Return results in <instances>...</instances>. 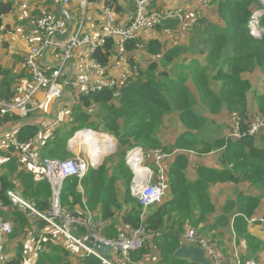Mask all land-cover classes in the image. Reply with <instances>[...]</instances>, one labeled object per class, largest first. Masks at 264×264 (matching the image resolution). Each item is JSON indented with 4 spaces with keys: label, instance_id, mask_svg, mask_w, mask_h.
<instances>
[{
    "label": "trees",
    "instance_id": "1",
    "mask_svg": "<svg viewBox=\"0 0 264 264\" xmlns=\"http://www.w3.org/2000/svg\"><path fill=\"white\" fill-rule=\"evenodd\" d=\"M218 1L219 15L227 23V27L215 31L214 27L206 25V21L202 19L201 25L195 28L196 31L203 30L204 35L207 34L206 43L210 46L211 54L206 68L197 66L198 61H195L192 65L194 68L190 69L197 94L184 85L185 81L172 80L169 73L161 71L163 63L160 64L159 61L150 62L143 72L136 64L130 63L132 69L137 67L136 76L128 78L119 87L105 88L91 94H69L66 98L72 101V105L67 100L63 103L69 105L67 108L70 109L72 121L51 130L44 140L41 153L39 152L44 158L67 160L74 156L68 149L69 141L74 139L76 133L79 135L84 131L108 134L117 140V160L113 167L108 166L106 161L100 167L91 169L81 182L77 178L67 179L61 190V204L65 209L74 216H84L86 211L94 214L98 210L101 220L105 222L100 227L101 236L115 239L122 225L139 227L142 223V208L130 190L132 172L126 163L130 149L142 147L149 151L162 150L168 154L175 150H193L201 154L223 150L224 168L212 170L201 167L196 181L188 179L184 173L185 158L178 157L180 159L171 167L168 175L172 198L158 205L148 214L144 223L151 232L160 233L159 236H153L152 240L153 246L160 250L162 264H192L174 258L175 252L182 245L181 236L185 234L187 226L210 243L219 246L217 239L220 235H217L216 228L230 225V215L234 209H237L233 222L234 231L245 241L247 247L243 259L254 258L255 254L264 250V242L249 231L248 221L258 209L261 198L239 195L237 202L227 203L223 215L215 220V226L209 225V217L216 213V207L210 198L212 186L250 183L264 194V136L260 139L256 135L240 140L227 137L208 143L193 134L206 128L205 117L196 111L200 105L210 114H219L226 109L246 121L251 82L244 74L260 70L264 76V36L262 39H255L248 29L253 11L260 7L259 0ZM48 4L52 7L54 1H49ZM106 4L113 7L119 16L124 11L119 0H106ZM14 5L12 0H0V35L8 30L4 17L13 13ZM261 25L264 27V18ZM212 30L215 32L211 33ZM141 43L140 40L127 41L126 53L137 51V46ZM145 50L159 56L162 46L159 41L153 40ZM184 51L186 50L181 48L172 49L165 53L163 60L170 64ZM116 55V43L109 38L93 57L102 65H109L110 59ZM17 78L12 70L0 66V100L15 99L18 94L15 87ZM215 81L222 83L218 91L214 90ZM257 101L264 114V95L257 96ZM173 112L180 113V121L186 131L169 148L161 141V130L165 118ZM33 116L43 115L38 113ZM33 116L24 120L17 116H6L0 120V127L18 123L22 127L16 132L17 138L33 143L42 134L39 126L27 123ZM4 150L3 173H0V201L4 208L8 209L10 206L8 192L16 190L23 198L34 202L40 212L48 213L53 195L50 183L43 177L39 179L36 174L27 172L20 158L15 156L13 148ZM17 181L20 182L19 186ZM2 215L11 222L13 228L7 239H21L16 257L4 260L3 264H25L28 241H35L41 246L36 264H70L69 252L58 243L59 240L63 244L60 236L43 234L36 222L17 210H12L8 217L4 211ZM34 228L38 229L36 234L32 232ZM75 234L81 237L88 232L79 230ZM150 246L149 244L148 249ZM148 249L132 253L133 261H142L149 254ZM79 261L80 264H105L93 255L80 256Z\"/></svg>",
    "mask_w": 264,
    "mask_h": 264
},
{
    "label": "built area",
    "instance_id": "2",
    "mask_svg": "<svg viewBox=\"0 0 264 264\" xmlns=\"http://www.w3.org/2000/svg\"><path fill=\"white\" fill-rule=\"evenodd\" d=\"M54 5L48 10H42L33 19V30L36 44L29 48L24 58V64L31 76V84L28 88L19 91L12 101L0 100V120L6 116H17L24 120L36 114L49 115L55 104L75 94H91L102 91L105 88L118 87V80L109 74L111 65H102L93 57L98 48L105 45L107 39L112 38L117 46V52L125 51V43L129 40H140L138 49L145 48L144 31L163 25L170 20H178L186 31L199 27L203 19L202 12L196 17L187 19L181 9L153 12L151 10L154 0H130L134 7V13L128 26L119 24V15L113 7L106 4V0H50ZM217 0H205L210 5ZM260 7L255 9L250 17L248 29L255 39H262L264 27L261 21L264 18V0H259ZM101 9L102 26L96 34L86 28L87 24L96 26L97 16L91 15L92 9ZM79 20H75V15ZM94 29V28H93ZM95 30V29H94ZM50 57L53 59L51 60ZM78 59L87 76L72 74L74 60ZM120 62H125V56L118 57ZM128 65V64H127ZM70 69V71H69ZM131 71H137L128 65ZM19 91V92H18ZM240 115H231V130L228 138L240 140L242 138L256 136L264 128V117H256L247 127ZM32 142L20 141L16 132L0 134V145L5 148H13L20 161L36 170L45 178L52 188L51 209L48 213L38 210L36 204L31 202L13 190L8 192L10 206L8 209L17 210L25 214L31 221L46 220L50 228V234L63 239V246L72 256L93 255L105 264H135L132 253L141 250L153 236V233L144 225L151 208L162 204L170 191L169 173L166 161L180 150L168 154L162 150L151 151L152 165H147L146 150L135 147L128 151L126 163L132 172L131 194L138 199L142 208L141 225H122L117 238L106 239L100 234V227L94 214L86 211L84 216H74L61 204V190L63 183L69 178H77L80 182L93 168H98L101 161H95L91 157L80 156L73 159L59 160L44 158L39 152L31 149ZM71 145V144H70ZM72 147V146H71ZM4 205L0 201V260L4 256L6 239L12 234L13 228L10 221L6 220L2 211ZM59 219V223L54 221ZM252 220L251 222H253ZM264 225V218L260 220ZM86 230L87 235L77 237L76 231ZM93 238L112 247L113 257L107 260L97 251L86 246V242ZM182 244H193L201 247L212 259L214 264H227L222 258L219 246L210 243L193 229H188L181 236ZM238 264H242L240 261ZM254 264V263H250Z\"/></svg>",
    "mask_w": 264,
    "mask_h": 264
},
{
    "label": "crops",
    "instance_id": "3",
    "mask_svg": "<svg viewBox=\"0 0 264 264\" xmlns=\"http://www.w3.org/2000/svg\"><path fill=\"white\" fill-rule=\"evenodd\" d=\"M27 2L28 0L14 1L15 5H14L13 13L4 17L5 27L11 26L12 28L10 29L9 27V29L5 33L0 35V66H2L5 69L12 70L13 73H15L16 76H18L15 87L16 89L19 87V91L28 88L31 84L32 81L31 76L29 75L28 70L25 67L24 58L29 48L32 45L34 46L36 44V39L32 24L31 23L28 24V22L25 21L26 18L18 21L16 20L17 16L25 17L24 15L25 11L23 12V14L21 11L24 10L25 4ZM119 3L124 8L123 13L119 17L120 20L119 24L125 27L128 26L129 22L133 17L134 7L130 0H119ZM218 3H219L218 0L216 2L211 3L210 5H206L205 0H154L151 10L153 12H163L165 10L169 11V10L181 9L184 11V15L186 16L187 19L188 18L192 19L196 17L198 12H202L203 15L202 18L206 21L205 22L207 23L206 25H211L212 27L215 28L216 31V30L225 29L227 27V23L224 20H222L219 15ZM90 14L97 16L96 19L99 20L98 22L99 24H96V26L93 27L95 30L92 28V24H87L86 28L89 29V31H93L96 34V32L97 31L99 32V29L102 26V21H101L102 17L101 15H99L96 9H92L90 11ZM12 18L15 19L10 21ZM79 18L80 17L77 14V20H79ZM15 23H17L16 25L20 27L17 29L13 28V25ZM196 29L194 28L193 30L186 31L185 29H183V25L181 22H179L178 20H170L165 22L163 25L144 31L143 36L145 40H148L147 42H145L146 45L145 48L138 49L137 51L131 53H126V52L122 53L118 51L117 55L115 57L113 56L110 59L111 67L109 70V74L112 75L114 78L117 77L118 87H119V85L123 84L125 80H127L128 78L136 76L135 74L137 71H131L130 69H128V65H130V63L136 64L140 68V71L143 72L147 70L150 62L159 61L158 63L160 64L163 63L160 68L161 71H165L169 73L170 74L169 76L172 80L185 81L184 85L187 86L188 89L196 93V87L190 69L192 70L194 68L192 67V65L195 61H198L197 66L206 68L207 65L209 64V60L211 59V54L209 51L210 46L206 43L207 34L204 35L203 30L196 31ZM12 30H16V32L14 33L12 32ZM215 31L212 30L211 33H214ZM11 32L14 34H12ZM153 40L159 41L162 46V51L159 56L148 53L145 50L146 47L149 46L150 41ZM175 48L185 49L186 51H184L172 63L170 64L165 63V61L163 60L165 53ZM121 55L125 56L126 59L125 62L122 63L118 62V57ZM50 59L52 60L53 58L50 57ZM74 63L75 64L73 65L72 74L77 75V77L87 76V74L84 72L81 65L79 64L78 59H75ZM244 75L245 78L251 82V90L249 91L248 94V114L246 121L243 120L245 125H249L250 122H252L256 117L259 116L264 117L263 112L260 111L257 101V96L264 95V76L260 70H255L251 74L246 73ZM213 85L215 91H218V89L222 87V83L220 81H215ZM65 100L68 101L66 97L58 101L53 107L51 114L43 115L42 117L33 116L31 119L27 120V123H32L34 125H37L42 130V134L39 136V138L33 141V143L31 144V149L33 151L36 152L41 151L44 140L46 137H48V134H50L49 132L51 130H54L63 123L72 121L70 115V109L67 108L69 107V105H72V101L71 100L68 101L69 103L68 105L63 103ZM196 111L198 114H201L206 119V123H205L206 128L201 129L200 131L197 132L195 131L193 133L195 136H197L198 139L205 140L208 143H212L218 139H225L229 137L231 130V115H232L231 112L224 109L219 114H210L201 105L196 108ZM171 120H173V124L170 123ZM43 121H45L46 123ZM163 126L166 129L163 128L162 131L166 130L165 133L168 134V136L166 137H168L172 141L168 140V142H165V140H163L162 138V133H161V141L165 147L172 148L176 143L177 139L179 138V136L186 131L185 127L180 121V113L173 112L170 115H168L164 120ZM21 127L22 125H19L18 123H8L0 127V134H5V133L10 134L11 132H17ZM207 128L211 129L212 131L210 135L207 134V130H206ZM263 132H264V128L260 133ZM171 133H173L175 136H170ZM259 134L257 136V139H260L262 136H264V133L263 135H259ZM258 144L260 145V142H258ZM68 149L71 152H73V148L71 147V145L69 146V144H68ZM0 151H1L0 173H3L2 166L5 160L4 157H2V155L4 154L5 150L4 148L0 147ZM223 152H224L223 150H219V151H212L209 153L201 154L193 150H185V151L180 150L178 154H173L167 159L166 161L167 171L169 173L171 167L175 164L176 161L180 159L178 157H183L186 160V167L184 169V173L186 174L188 179L192 181H196L199 176L198 169L201 167H205L212 170H222L224 168L222 164ZM146 153H147V158L145 163L147 165H152L153 162L152 153L149 150H146ZM15 156L18 158V154L15 153ZM24 166L27 172H32L36 174L37 178L41 177L42 173L39 170H36L26 164H24ZM108 166H110V164ZM16 183L17 186L20 185L19 181H17ZM80 190L83 193V189L81 187ZM239 195L261 198V202L259 204L258 209L256 210L254 216L250 218L251 220L248 221H249V231L258 239L264 242V225L259 223L260 220L264 218V194L262 191H260V189H257L250 183L217 184L211 187L210 198L212 203L216 207V213L209 217V225L215 226L214 224L215 220L223 215V210L227 205V203L229 201L237 202ZM171 198L172 197L169 191L165 201H168ZM155 209L156 207L151 208L149 214H151ZM3 211L5 212V215L7 217L8 214L12 212V210L7 208H4ZM236 213H237V209H234V211L231 213L232 215H230L229 226L222 227V225H220L216 228L217 235L218 234L220 235V237L217 240L218 242H220L219 249L222 258L226 261L227 264H238L239 261L242 264H250V263L264 264V250L255 254L254 258L248 260L243 259V257L246 255L247 247L245 241L236 235L233 228V222ZM94 216L98 224L105 225V222H103L100 218V214L98 210L94 213ZM252 220L254 221L251 222ZM190 228H191L190 226H187L185 231H187ZM37 231H38L37 228H34L32 230V232L35 234ZM39 231H41L43 234H47V233L49 234L50 228L46 226L44 230H39ZM20 241L21 239L6 240L5 251H4L6 255L4 254V256L6 257L7 260L16 257L17 249ZM58 243L61 246L63 245L60 243L59 240ZM148 243L151 246L147 251L149 253V251L152 249L154 250L153 253L151 254V256L150 254H148L142 261H136V262L134 261L135 264H141V263L162 264L160 260V250L155 246H153L152 238ZM62 247L65 249L64 246ZM40 248L41 246H39L38 243L35 241L34 242L28 241L26 243L27 260L25 264L37 263L39 257L38 253ZM47 251L50 252V249H47ZM154 255L156 259L154 260V263H152V261L150 260ZM79 257L80 255L72 256L70 254L68 257V261L70 262V264H80ZM6 259L0 260V264H3L4 260Z\"/></svg>",
    "mask_w": 264,
    "mask_h": 264
},
{
    "label": "rangeland",
    "instance_id": "4",
    "mask_svg": "<svg viewBox=\"0 0 264 264\" xmlns=\"http://www.w3.org/2000/svg\"><path fill=\"white\" fill-rule=\"evenodd\" d=\"M12 1H17V0H12ZM26 1V0H25ZM50 0H28V2L25 4V8H24V10H22L21 12H22V14H23V12L25 11V13H24V15H25V17L24 16H17V21L18 20H21V19H24V18H26L25 19V21H27L28 22V24H32V26H33V19L35 18V16H37L38 14H39V12L40 11H42V10H48V2H49ZM21 3H22V1H21ZM20 3V4H21ZM19 4V5H20ZM18 5V6H19ZM22 5H24V4H22ZM21 5V6H22ZM96 11L100 14L101 13V9H100V7L99 8H97L96 9ZM34 12H38V13H34ZM91 15H93V14H91ZM15 17V16H14ZM13 19H15V18H12L10 21H12ZM75 20L77 21V15H75ZM97 23H98V21H97ZM17 23H15L14 25H13V28H19L17 25H16ZM10 27V29L12 28L11 26H9ZM9 27H8V29H9ZM12 32H16V30H12ZM11 32V33H12ZM14 33H12V34H14ZM17 34V33H16ZM118 62H120V60L118 59ZM122 63V62H121ZM115 78H117V77H115ZM170 123L171 124H173V120H171L170 121ZM163 128H164V126H163ZM163 128H162V130H163ZM164 129H166V128H164ZM161 130V133H162V138H163V140H165V142H168V140H170V141H172L171 139H169L168 137H166V136H168V134H166L165 133V131H162ZM207 130V134H209L210 135V133L212 132L211 131V129H209V128H207L206 129ZM98 133V132H97ZM176 133H177V131H176ZM264 133V132H263ZM263 133H260L259 135H263ZM75 136V135H74ZM170 136H175L173 133H171L170 134ZM76 138L78 137V133H76V136H75ZM74 137V138H75ZM74 140V139H73ZM69 144V143H68ZM0 147H2V148H4L5 149V147H3V146H1L0 145ZM85 148L86 147H84V148H82V149H79V151H75L74 149H73V152H71V153H73V157H70L69 159H73V158H75V156L77 157L78 155H80V156H86V157H91L92 159H93V157H92V155L90 156L89 155V153H88V151L87 150H85ZM100 148H101V150H102V152H106V154L105 155H103L102 157H101V165L104 163V162H106V161H108V163L110 164V167H113L114 166V164L116 163V160H117V158H116V154H117V151H118V142H117V140H116V145L115 144H113V149H110L109 150V148H111L110 147V144H108V147L106 148L105 147V145L104 144H101V146H100ZM91 151H93V152H96V150L94 149V150H92L91 149ZM1 152V151H0ZM95 217V216H94ZM46 228V227H45ZM44 228V229H45ZM185 233V232H184ZM76 235V234H75ZM77 236V235H76ZM148 247H149V245H148V243H147V245H145V247H143L142 248V250H145V249H148ZM149 250V249H148ZM153 251L154 250H150L149 251V254H150V256H151V254L153 253ZM150 256H148V257H150ZM156 258H155V255L152 257V259L150 260V261H152V263H154V260H155ZM149 261V262H150ZM148 262V263H149ZM141 264H145V263H141ZM155 264V263H154Z\"/></svg>",
    "mask_w": 264,
    "mask_h": 264
},
{
    "label": "water",
    "instance_id": "5",
    "mask_svg": "<svg viewBox=\"0 0 264 264\" xmlns=\"http://www.w3.org/2000/svg\"><path fill=\"white\" fill-rule=\"evenodd\" d=\"M71 140L69 141V146L71 144ZM54 223L58 224L59 219H56ZM36 224L40 230H44V228L49 225V222L42 219L37 221ZM86 246L97 251L102 255L103 258L107 260H110L113 257L112 247L106 245L103 242L96 241L91 238L86 242ZM174 258L181 261H188L192 264H214L212 259L207 256V253L204 249L193 244H182L175 252Z\"/></svg>",
    "mask_w": 264,
    "mask_h": 264
},
{
    "label": "bare ground",
    "instance_id": "6",
    "mask_svg": "<svg viewBox=\"0 0 264 264\" xmlns=\"http://www.w3.org/2000/svg\"><path fill=\"white\" fill-rule=\"evenodd\" d=\"M101 144H104L106 148L108 144H110V150L113 149V144L116 145V141L110 135L98 134L93 131H84L79 134L77 138L71 140V146L75 151H79V149L86 147L85 150L88 151L89 155H92L95 161H101V157L106 154V152H102L100 148ZM91 149H95L96 152L91 151Z\"/></svg>",
    "mask_w": 264,
    "mask_h": 264
}]
</instances>
